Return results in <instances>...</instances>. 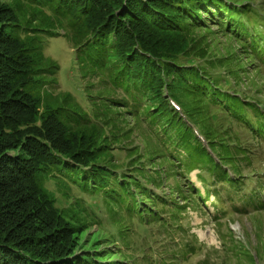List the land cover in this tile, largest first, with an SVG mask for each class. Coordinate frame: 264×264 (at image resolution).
I'll list each match as a JSON object with an SVG mask.
<instances>
[{
    "label": "trees",
    "instance_id": "1",
    "mask_svg": "<svg viewBox=\"0 0 264 264\" xmlns=\"http://www.w3.org/2000/svg\"><path fill=\"white\" fill-rule=\"evenodd\" d=\"M61 32L106 88L92 111L51 91L60 65L43 47ZM209 202L264 218L262 14L235 0H0V264H192L206 248L187 212ZM228 238L222 264H264L263 227L252 250Z\"/></svg>",
    "mask_w": 264,
    "mask_h": 264
},
{
    "label": "rangeland",
    "instance_id": "2",
    "mask_svg": "<svg viewBox=\"0 0 264 264\" xmlns=\"http://www.w3.org/2000/svg\"><path fill=\"white\" fill-rule=\"evenodd\" d=\"M238 3H250L251 8L255 10L256 13L262 14L264 16V0H235ZM44 54L48 57L56 60L60 69L57 73L58 85L53 86L51 91L58 94L60 92H68L74 95L80 103H82L87 111H92L91 105H89L88 99L102 89L106 90L100 84V81L95 80L96 87H92L90 79L85 78V72L76 60L75 50L72 48L71 42L65 37L64 32H61V36L46 39L43 47ZM256 81V77L253 74L251 78ZM254 94V92H251ZM101 98V96H99ZM197 171L192 174L194 182H197ZM54 182H49L48 187L57 192V186ZM201 185L198 184V187ZM75 197L80 195L82 198L89 203L90 199L88 196L81 194L77 187H73L72 195ZM60 196V193L58 194ZM214 200V198L212 199ZM208 208L201 204L199 210L190 211L188 210V215L186 221L190 223L192 227V233H195L199 241L205 246L206 250L203 254L198 255L192 260V264H199L201 260L205 258L206 255H210L211 264H222L227 263L225 258V253L223 249L224 237L228 238L231 233L235 240L242 241L243 244H247L249 249L252 250L257 244V235L259 234L261 228H264V218L259 219L258 215H236L230 213L229 216H223L217 214V209L212 202H209ZM229 209V208H227ZM222 221H215L216 218ZM258 220H262V227ZM108 223V219H106ZM261 227V228H260ZM224 236V237H223ZM231 242V240L228 238ZM230 244V243H229ZM251 245V247H250ZM262 264V263H261Z\"/></svg>",
    "mask_w": 264,
    "mask_h": 264
}]
</instances>
